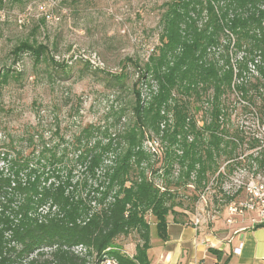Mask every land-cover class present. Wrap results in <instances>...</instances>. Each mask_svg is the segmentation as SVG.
<instances>
[{"label":"trees","instance_id":"trees-1","mask_svg":"<svg viewBox=\"0 0 264 264\" xmlns=\"http://www.w3.org/2000/svg\"><path fill=\"white\" fill-rule=\"evenodd\" d=\"M230 48L242 50L235 64ZM47 52L29 39L12 49L15 58L27 53L36 64L52 61ZM136 68L133 122L115 145L109 140L74 153L75 164L83 166L77 180L74 162L64 165V153L49 152L45 158L53 168L47 172L29 155L0 152V264H93L108 257L118 264H150L146 217L153 216L156 235L167 239L168 214L183 208L175 188L194 185L200 190L192 195L196 201L209 173L218 171L216 179H222L242 163L264 169L262 141H244L227 122V94L234 91L254 109L249 112L264 116V0L166 2L158 44ZM249 71L256 73L253 80ZM10 75L0 73V84ZM111 79L123 85L127 72ZM140 82L149 89L147 97ZM149 132L165 147L161 174L143 147ZM244 144L254 150L239 158ZM175 165L174 183L164 180ZM242 192L237 187L231 195ZM132 231L138 241L134 253L126 254L116 239ZM80 246L81 255L73 250ZM208 250L219 257L217 249Z\"/></svg>","mask_w":264,"mask_h":264},{"label":"rangeland","instance_id":"rangeland-1","mask_svg":"<svg viewBox=\"0 0 264 264\" xmlns=\"http://www.w3.org/2000/svg\"><path fill=\"white\" fill-rule=\"evenodd\" d=\"M2 1L0 73L8 70L11 75L0 84V152L29 155L33 165L50 172L53 166L45 158L50 151L64 153V165L71 167L78 150L94 144L102 147L109 140L115 145L133 122L136 62H143L158 44L160 18L165 3L170 0ZM24 39L46 45L52 61L36 64L27 53L15 58L12 49ZM229 52L235 64L242 50L235 53L230 48ZM125 72L127 79L123 85L115 84L113 78L112 81L111 75ZM255 74L249 71L247 76L253 80ZM138 87L147 97L150 92L144 82ZM227 107V122L243 140L255 137L264 145V116L249 112L252 107L235 91L227 94ZM195 115L200 118L202 111ZM143 147L150 153L149 161L154 162V169L159 168L161 174L164 144L149 132ZM240 150H243L239 157L242 158L254 149L249 150L244 144ZM223 167L218 170L223 172ZM217 172L208 175L202 194L205 200L193 201L192 195L200 191L194 185L175 188L176 200L203 219V225L211 226L217 218L225 221L227 204L246 195L242 192L232 196L237 187L250 182L264 185V169L254 171L244 163L226 172L222 179H216ZM178 173L175 165L172 175L164 180L174 183ZM72 174V180L80 178L83 166L75 164ZM154 177L156 183L163 182L162 177ZM175 208L167 218L183 220L185 213ZM146 218L151 238H157L153 216L149 214ZM137 238L132 231L116 242L123 252L132 254Z\"/></svg>","mask_w":264,"mask_h":264},{"label":"crops","instance_id":"crops-1","mask_svg":"<svg viewBox=\"0 0 264 264\" xmlns=\"http://www.w3.org/2000/svg\"><path fill=\"white\" fill-rule=\"evenodd\" d=\"M176 209L185 213L184 219L169 216L167 239L150 235V264H264V225H251L243 217L231 224L217 218L208 226L200 217L194 223L197 214ZM209 247L217 249L219 257Z\"/></svg>","mask_w":264,"mask_h":264},{"label":"built area","instance_id":"built-area-1","mask_svg":"<svg viewBox=\"0 0 264 264\" xmlns=\"http://www.w3.org/2000/svg\"><path fill=\"white\" fill-rule=\"evenodd\" d=\"M244 187L245 196L242 199H232L227 204V216L225 222L233 223L237 218L247 217L251 225H264V185L263 183H247ZM199 198L205 199L203 195ZM199 218L196 216L194 223H198ZM77 253H82L85 249L81 246L73 249ZM93 264H118L113 258H104L98 263Z\"/></svg>","mask_w":264,"mask_h":264}]
</instances>
